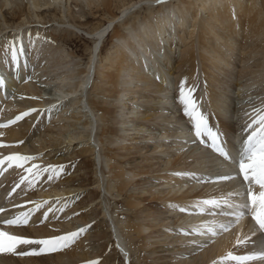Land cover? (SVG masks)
Segmentation results:
<instances>
[{
  "label": "bare ground",
  "instance_id": "bare-ground-1",
  "mask_svg": "<svg viewBox=\"0 0 264 264\" xmlns=\"http://www.w3.org/2000/svg\"><path fill=\"white\" fill-rule=\"evenodd\" d=\"M9 1H12L13 5L16 4L12 7V13H18V17L22 16L24 14L21 5L23 1L17 3L14 0H3L0 9L2 8V5L7 4ZM58 1L59 0H48L50 6L53 3H55V6H59ZM85 1L86 4H90L94 0ZM99 1L107 9L110 15L108 23L96 26L92 30L85 31L86 37L90 38L92 42L96 44L94 47L96 48L97 44L100 43V37L101 40H103L111 29V31H113L112 37L121 40L123 45L114 53L112 58H106L107 64H100L98 72H95L97 75L100 74L98 78L101 81L104 80V83H109V85L102 87L101 91H107V95L109 94V96H112L113 99L118 102L122 97H128L129 99L127 104L125 103L124 105L125 112L122 113H116L115 109L110 108L109 106H97L101 109L102 113H111L113 111V114L111 113L109 116H111L114 121L117 119L116 116L121 115V118L115 121L118 124L120 123L119 126L116 128H110V126H107L103 131V134L107 135L105 136V139L102 140L100 137L96 138L95 124H97L96 118H98V114L93 108L94 105L90 107L91 109L93 108L94 111V115L91 114L92 116L87 114V110L89 109L86 107V112L79 110L82 114L78 115H84L86 117L83 122V126L86 128L84 136L86 135L85 137L89 141V144L93 142L91 151L93 149L96 151V148L98 147L96 143L101 146V149H103V140L108 143V145H114V143L117 144L118 142L120 143V141L124 140L130 129L137 127L136 121L138 119V109L141 108V105L142 109H145L143 119H147L146 121L152 120L151 124L153 125L151 129L152 131L148 132L144 140L146 144L142 146L148 148L144 150L145 152L142 151L143 153L140 156L141 159L138 161L137 165H125V160H128V158H126V154H128L127 149L125 153H117L115 150L106 147L107 150H110V154L105 151L102 152L100 148L99 150L101 152L99 150L96 152L93 150L94 154H96L95 158L100 159L102 158V155L106 157L105 161L108 168V173H104L105 176L102 175L107 179L105 185H103L105 179L102 182V177L101 179L99 178L100 181H98L97 185L98 197H102L99 199L100 203L107 202L106 200L108 199L106 198L108 196L116 197L125 192L123 199L129 207L140 208L142 205L140 214L135 219L136 222L132 221L129 223V221H125L124 223V226L129 224L131 230L135 231V235L139 239L138 244L142 246V248L145 247L144 245H149L150 243L165 241L167 243V241L172 240V242L176 241V245H178L179 248L185 249V252H187L186 250L195 248L198 244H209L200 254L197 259L198 261H196L197 264H239L236 260L228 259V254L231 253L233 256H237L238 254L247 251V256H251L264 252V233H260L259 231L253 233L250 231V228L254 224V221L251 219V213L248 209L239 206L244 200V197L242 195H235V193H240L244 190L242 187L243 177L237 175L238 169L233 167V161L231 159L225 160L210 147L211 140L207 136L196 139L190 118L185 115L183 109L181 111V102L179 99L180 90L178 91L180 87L177 88L176 86L178 82H184L185 89H191L192 84L195 83L197 74L201 73L202 85L199 84L201 86L199 89L202 90L201 98L204 99V102H202V99H199L202 103V107L199 108V110L207 117V119L208 115L215 119H213V124L209 127L218 134L219 141L225 150L232 156H237L242 149L243 141L247 138L249 132L251 133L257 125H253V128L248 129L244 134L241 133L242 130L239 129V127L236 126L235 128V126H230V124H233L230 121L233 119V116H235V111L237 114H241L242 110L240 111L238 109L239 111L237 112V109H234V105L230 106L229 96L226 92L227 82L226 80H223L221 73L225 75L229 72L227 70L230 65L229 58L236 49L234 46L235 40L238 36H245L248 32L253 34L259 32L264 33V0H260L261 8L257 7V0H226L223 4V0H211V3L207 6L208 11L203 17H198L196 13L189 17V9L192 4L188 0L184 1V3H180L177 8H172V10H170L169 5H166L163 7L166 13L162 11L163 9H159L157 12L161 11V13L149 15L144 20L141 27L138 25H130L128 28L130 30H128L124 37L119 35V31L113 27L110 28V25L113 21L119 20L118 17L122 18L124 15H128L131 9L134 8V4L124 7L122 6L120 10L122 13L119 12V15V13L113 14L110 12L111 0ZM32 4L34 8L32 6L31 14L37 19H40L41 14L38 12H41V10L37 7L41 3L37 0H32ZM232 7H235V9L232 10V17L236 20H232L230 16L229 11ZM255 7L258 10H256ZM251 13L252 15H250ZM1 14L3 15V13ZM172 16L174 18L178 17L180 21H187L192 28L196 29L195 32L193 31L189 32V35L187 34L189 37H180L181 42H183V49L181 50L179 64H183L184 62L187 63V65L186 69L182 72V76H180V78L178 77L179 81L178 79L172 81L170 72L165 69H160L158 67L160 60L158 59L157 61V57L160 55V49L163 47L161 41L165 38L164 42H166L168 37L170 38V32L163 31L162 29H164L163 27L165 23H167L166 21H168V25L171 24ZM258 17H260V19ZM22 18H24V16H22ZM237 25L239 26V30H236L235 28ZM17 26L13 27L14 31H16V36L14 38L15 44H12L14 46L9 44L12 51H5L4 54L0 52V81L2 80V83H0V123L13 118V115L20 114L26 110L25 108H27V103H25L23 99L22 101L24 102L14 100L9 92L14 79L15 81H18V79L13 76L16 75L14 69L19 67L18 71L21 72V76H24L28 73L27 71L30 70H26L27 68H25V70L21 69L24 68V66L29 67L27 65L30 59L26 57L27 53H25L24 48H21V45H18V43L22 42V39L18 42L20 40L19 35L23 38L25 30H20V32ZM157 30L163 31L160 32L161 34L164 33L163 39H160L159 42L155 40ZM188 38L191 39L187 42ZM251 41L252 40L249 42L248 39V41L244 42L246 45L239 46L237 50L239 55L243 54V57L246 54H256V52H261L259 54H261L262 57H259L258 59L257 69H253V76H250L245 84L253 85L259 89V85L264 80V44L261 45L262 48L258 49V45H256L257 43L255 44L253 42L254 45ZM141 44L146 45L144 49L148 52L146 54L145 50L142 48L138 51L139 53H145L142 56H140L134 49H139ZM30 45H33L34 47L33 54L34 51H37L38 49L43 52L45 50V47L38 40L33 41ZM100 48L101 47H99V50ZM56 49L59 50L58 48ZM169 49L167 52L163 53L166 56L167 62H170L172 54ZM13 50L16 53L14 61L12 57ZM196 51H198L197 55L195 53ZM54 52L55 51H52V53ZM94 54L95 53L92 50L85 70H82V73L84 74L81 76L79 80L80 82L75 84L73 88H70L71 92L72 90L75 92H77V90L83 91L87 82L92 78L95 64L93 62ZM34 56L37 58L36 54H34ZM30 57L33 58V56ZM261 58L262 60H260ZM57 63H59V61ZM150 67L152 69H150ZM7 75L9 76V79ZM136 82H139V88L141 86L144 89L150 87L153 89V85H156L154 86V90L157 91L156 94L158 98L155 106L151 107L148 104H139L138 101H136L134 93L136 94L139 90ZM69 87H71V85ZM248 89L250 88L248 87ZM258 91H260V89ZM196 93L200 94V90H197ZM121 95L122 97H120ZM262 97L260 96V99ZM57 99H59L58 101L60 102L65 100L63 98ZM260 102L264 105V100L262 101L261 99ZM31 103L37 105V110H40V107H46V109L42 111L43 116H47L45 114L50 111V107L54 104V102L51 103L50 100H39ZM81 105L84 106L83 103ZM205 105L207 109H205ZM119 108L123 109L122 106H119L117 111L120 110ZM32 109H34V107ZM261 109H264V107ZM247 110H249L247 113L244 114L245 111L243 112V117L247 119L246 121L251 123L254 114L250 116L252 110ZM256 113H258V111H256ZM243 117L241 116V118ZM58 118L61 119V116H58ZM80 119L81 118L79 117L76 121L74 120V122L71 120L68 122L69 120L66 119V122L75 125L74 123L76 122L80 123ZM12 120L13 119H11V121ZM64 121L63 118L62 127L67 124L64 123ZM3 125L7 126L0 127L1 141L17 143L18 141L23 140L22 137L25 133L21 132L22 130L19 124H9L8 121ZM21 125L24 124L21 123ZM22 128L24 129L26 127ZM80 133L70 135L69 140H74L75 138L83 136V133ZM47 141L48 142H45L44 144L41 143L39 148H44L45 146L52 144V141ZM123 147L125 146H121V148ZM10 154H12L10 150L9 152L0 151V158ZM8 163L9 162L5 161L4 165L0 167V207L6 203V201H11L13 197L16 198L14 195L8 197L10 194L9 192L17 187L15 184H18L17 182L19 181V178L21 179V173H26V169L29 168H17V170L13 166L11 169L8 167ZM15 169L17 170L16 172L13 171ZM37 171L39 172V170ZM221 176H229L232 178L221 180L219 179ZM34 177V175L28 173L26 178H24L25 180L23 183H19L20 185L15 190V195L17 191L24 189ZM28 186L30 185L28 184ZM129 187L140 189L134 193L127 192ZM27 188L28 187L25 189ZM6 196L7 198L3 199V197ZM10 198L11 200H9ZM208 200H216L220 203L218 205L206 204L205 201ZM224 200H227V203H224ZM142 203H145L146 205ZM8 204L10 205V202H8ZM103 207L105 208L102 204L101 208L103 209ZM20 208L21 206L14 209L18 212ZM241 212H244L245 215L237 220V216ZM0 213L3 212L0 211ZM102 213L103 215L110 216L111 222L109 223L108 221V226L109 228L111 226L110 232L114 235L115 248L122 254L123 261L125 260L126 264H131L130 256L128 263L126 262L127 258L125 252L129 247L127 248L124 244V233L120 229V222L114 221L111 211L108 210L107 213L104 210ZM232 222H234L233 226H231ZM7 227L12 228L10 226H6V228L3 226L0 230L8 231ZM225 228H227V230H225ZM42 233L44 232L35 230V234H39L38 236ZM244 237H247V241L238 244V238ZM39 249L40 247L38 245H19L15 252H0V264H51L52 258L51 256H48V252H39ZM33 252L39 254H21ZM177 253L178 252H176V254ZM12 255H16L18 260L16 261L14 257L12 258ZM128 255L129 254H127V256ZM182 260H177L173 264H182ZM183 262H185V260H183ZM244 264H264V261L251 260V262H244Z\"/></svg>",
  "mask_w": 264,
  "mask_h": 264
},
{
  "label": "rangeland",
  "instance_id": "rangeland-1",
  "mask_svg": "<svg viewBox=\"0 0 264 264\" xmlns=\"http://www.w3.org/2000/svg\"><path fill=\"white\" fill-rule=\"evenodd\" d=\"M14 1L17 3L23 1L21 5L22 10H24V14L22 15L24 18H22V16L18 17V13H12V7L16 5H13L12 1V5L10 1V3L7 2V4L2 5V8L0 9V29L2 28L0 30V52L4 54L5 51H12L10 49V45L15 44L14 38L16 36V31H14L13 27L18 25L17 28L19 31L25 30L23 38L21 35H19L20 40L18 42H20L21 39L22 42L18 43V45H21V48H24L25 53H27L26 57L30 59L27 65L29 67L24 66V68L21 69L25 70V68H27L26 70H30L27 71L28 73L25 74L24 77L20 75L21 72L18 71L19 67L14 69L16 71V75L13 76L14 78L16 77L19 82L15 81L14 79L15 82L13 81V87L11 86L9 92L12 96V99L18 100L19 102H21L23 99L25 103H27V108H25L26 110L23 112H27L29 114L24 115L23 118L16 120L14 123V125L19 124L22 130L21 132L25 133L23 136L24 138L22 137L23 140H20L17 143L3 142L0 140V144L5 145L2 148L0 147V151L9 152L10 150L12 154L19 153L34 157L35 159L28 161L23 167L20 168L38 165L39 167L34 169V171L39 170L40 174L31 180H34L32 183H28L30 186H28V184L26 185V187H28L27 189H25L26 187L22 189L23 193L21 190L17 191L15 195V191L10 190L11 192H9L10 194L8 197L14 195L16 198L13 197L14 199H9L11 200L8 201L10 202V205L6 201V203L0 207L1 209L3 208V213H0V229L3 226L5 228L6 226H10L12 228L7 227V232L10 234L29 239H46L77 232L79 229L83 228L85 231L76 237L74 241L70 242L67 247H62L59 250L47 253L48 256H51L52 258L51 264H93V262H97V264H124L125 260L123 261L122 254L115 248L114 237L110 232L111 226L110 228L108 226L111 222L110 216L103 215L102 213L104 210L108 213L109 210L113 214L114 221L120 222L119 224H121L120 229L124 233V244L127 246V248L129 247L127 249L128 253H126L129 254L128 257L130 256L131 264H173L175 261H181L182 259L185 260V262L182 260V264H197V259L204 248L206 249L207 245L209 244H198L195 246V248L186 250L187 252H185V249L179 248L178 245H176V241L172 242V240L167 241V243L166 241L150 243L149 245H144L146 248H142V246L138 244L139 239L136 237L135 231L131 230L129 224L124 226L125 221H129V223L132 221L136 222L135 219L140 214L142 205L140 208L129 207L123 199L125 192H123L121 195H117L118 197L108 196L106 198L108 199L106 200L107 202L100 203L99 201V199L102 198L98 197L97 185L98 181H100L99 178L101 179L102 177V182L105 179L103 185H105L107 180L106 177H103L108 173V168L105 161L106 157L102 155V158L100 159L95 158V150L93 149L94 151H91L93 142L89 144V141L85 137L86 135L84 136L86 133V128L83 126V122L86 117L84 115L79 116L78 114H82L79 110L85 111L87 108L89 109L87 110V114L94 115L93 108L95 109V112L98 114V118H96L97 124H95L96 138L100 137L102 140L105 139V136L107 135L103 134V131L107 128V126H110V128H116L119 126L120 123L118 124L115 121L121 118V115L116 116L117 119L114 121V119L109 116V114H113V111L111 113H102L101 109L97 106H109L110 108L115 109L116 113H122L125 112L124 105L125 103L127 104L129 99L128 97L123 98L121 95L120 97H122V99L120 101L122 102H118L114 100L112 96H109V94L107 95V91H101V88L109 85V83H104V80L101 81L98 78L100 74L97 75L96 73L98 72L99 65L107 64L106 58H112L114 53L120 49V46L123 45L121 40H117L116 37H112L113 31L110 29L103 40H101L100 37V43L97 44L98 48H94L96 44H94L90 38H87L85 34V31L92 30L96 26L108 23L110 15L107 9L99 0H94L90 4H86L85 0H59V6H55V3L51 4L50 6L48 0H37L39 3H41L37 7L41 10V12H38L41 14V18L37 19L31 14V9L33 6L32 0ZM184 1L187 0H163V2L160 3H157V0H111L109 10L113 14H118L122 6L124 7L134 4V8L131 9L128 15H124V17L126 16L125 18L122 17V19L121 17H118L119 20L113 21L110 25V28L113 27L119 31V35L124 37L128 30H130L128 29L130 25H138L141 27V25L144 23V20L149 15L161 13V11H157L159 9L162 10L166 5H169L170 10H172V8L175 9L180 5V3H184ZM188 1H190L192 4L189 9V17H191V15L194 13H196L198 17H203L208 11V4L211 3V0ZM2 2L3 0H0V5ZM225 2L226 0H223L222 4ZM256 3L258 5L257 7L261 8V1L257 0ZM233 9H235V7H232V9L229 11L230 16L232 20H236L232 17ZM255 9L258 10L256 7ZM162 11L166 13L164 9ZM1 13H3V15ZM120 13H122V11ZM250 15H252V13ZM258 18L260 19V17ZM166 22L167 23H165L163 27L164 29L162 30L170 32V38L168 37L167 41L164 42V33H160L163 31L157 30L155 34V40L158 42L160 39H163V41H161L163 47L160 49V55L157 57V61L158 59L160 60L158 67L160 69H165L166 71L168 70L170 72L172 81L176 79L179 81V78L182 76V72L186 69L187 65V63L184 62L183 64L181 63L182 66L179 64L181 50L183 49V42H181L180 37H189L188 33L193 31L195 32L196 29L192 28V26H190L187 21H180L178 17L174 18L172 16V21L169 25L168 21ZM235 28L236 30H239L238 25ZM259 33L253 34L248 32L247 35H243L244 37L238 36V38H236L234 46L236 49L229 58L230 65L227 69L229 74L227 73L224 75L221 73V77H223V80H226L227 82L226 92L229 96L228 98L230 106L234 105V109H237V112L242 110L241 114H237L235 111V116H233V119L230 121L233 124H229L232 127L235 126V128L236 126L239 127V129L242 130L241 133L243 134L246 132L245 129L249 124V122L246 121L247 119L243 117V112L245 109L248 107L247 109H250V111L252 110L250 116L254 114V117L256 118V116L261 113H256L257 110L255 109L260 110L262 107H264L262 102H260L261 99L262 101L264 100V80L259 85L260 91H258L259 89L253 85H245L249 80V77L253 76V69H257L258 59L259 57H262V55L259 54L261 52H256V54H246L243 57V54L239 55L237 48L239 46L246 45L244 42L248 41V39L249 42L252 40V43H257L256 45H258V49L262 48L261 45L264 44V33ZM191 38H188L187 42ZM37 40L42 43V45L45 47V50L44 52L40 51L39 49L34 51V54L37 55V58H35L33 54L34 47L30 44ZM145 46L146 45L141 44L139 49H134L136 52H138L142 48L144 49ZM99 47H101L100 50ZM168 49L172 52L170 62H167L166 56L163 54L167 52ZM92 50L95 53L93 61L95 63L94 73L92 74V78H90V81L87 82L88 85H85V89H83V91L77 90V92H75L72 90L71 92L70 88H73L75 84L80 82L79 80L84 74L82 73V70H85ZM52 51L55 52L52 53ZM145 52L146 54L148 53L147 50H145ZM195 53L197 55L198 51ZM138 54L142 56L145 53L143 54L142 52H138ZM30 56H33V58ZM260 60H262V58ZM58 61L59 63H57ZM150 69L152 68L150 67ZM198 71L200 72L199 69ZM200 74L201 73L197 74L195 83H193L195 86L192 84L191 87L192 98L197 102L198 107L200 106L199 108L202 107V103L199 101V99H202V102H204V99L201 98L202 90L199 89V87H201L199 84L202 85V75ZM181 83L178 82L176 84L177 88L180 87ZM136 84H138L137 87L139 89L136 94L134 93V96H136V101H138L139 104H148L151 107L155 106L158 98L156 94L157 91L154 90V86L156 85H153V89L151 87L144 89L141 86L139 88V82H136ZM183 84L185 83L183 82ZM70 85L71 87H69ZM248 87L250 89H248ZM179 90L180 89H178V91ZM197 90H200V94L196 93ZM260 96L263 97L260 99ZM57 98H63L65 100L60 102ZM39 100H50L51 103L54 102V104L50 107V111L45 114L47 116H43L42 112L46 109V107H40V110H37V105L31 103L35 101L37 102ZM82 103L84 106L81 105ZM93 105L94 107L91 109L90 107ZM119 106L124 108H119L120 110L117 111ZM180 106L182 111L184 106L181 103ZM33 107L37 111H30ZM205 109H207V107ZM247 109L244 114L249 111ZM138 110V119L136 121L137 127L130 129L123 141H120V143L118 142L117 144L114 143V145H108V143L104 142L103 140V149H101V146L96 143L98 146L96 151H98L100 148L102 152L105 151L106 153L110 154V150H107L106 147L115 150L117 153H125L128 150V154H126L127 157L125 156L128 158V160H125V165H137L138 161L141 159V154L145 152L144 150H146V148H148L142 146L146 144L144 141L146 135L148 132L152 131L151 129L153 127L151 124L152 120H148V122L146 121L147 119H143L145 109H142V105ZM23 112L15 115L21 116ZM15 115H13V118L11 119L15 120L17 117ZM58 116H61V119L58 118ZM241 116L243 118H241ZM79 117L81 118L80 123L76 122L74 123L75 125L68 123L70 120L73 122L74 120L76 121ZM254 117L253 119H255ZM63 118L65 120L64 123L67 124L62 127ZM11 119L0 123V125L11 121ZM66 119L69 121L66 122ZM213 119V117L208 115L207 120L209 126L213 124V121L215 120ZM21 123L24 125H21ZM22 127L26 128L23 129ZM80 132L83 133V136L80 138H75L74 140H69L70 135ZM196 139L198 138L196 137ZM47 140L52 141V144L47 145L44 148H39L40 144L48 142ZM121 146H125L126 148H121ZM49 166H56L57 172L59 174L51 170L43 171V169H47ZM15 168L17 169V167ZM61 168L62 170H60ZM16 169L13 171L16 172L19 168L17 170ZM21 174V178H26L28 172H22ZM50 176L51 179L49 178ZM17 183L18 184H15L16 186L22 184L20 178ZM16 189L17 187L15 190ZM129 189L127 192L134 193L139 191L138 189L140 188L129 187ZM19 197L21 198L18 199ZM4 198H7V196L3 197V199ZM102 204L105 206V208L103 207L104 210L101 208ZM36 205L41 206L37 208ZM19 206H21V208L18 212H16L14 208H18ZM21 213H28V222L26 224L7 225L4 223V221L15 218ZM233 225L234 222H232L231 226ZM35 230L41 232L43 231L44 233L38 236L39 234H35ZM77 249L79 253L77 252ZM176 252L178 253L176 254ZM244 252H242L243 254L240 253L237 256H247V251ZM13 257L16 261L18 260L16 255H12V258ZM245 262H251V260Z\"/></svg>",
  "mask_w": 264,
  "mask_h": 264
},
{
  "label": "snow or ice",
  "instance_id": "snow-or-ice-1",
  "mask_svg": "<svg viewBox=\"0 0 264 264\" xmlns=\"http://www.w3.org/2000/svg\"><path fill=\"white\" fill-rule=\"evenodd\" d=\"M163 2V0H157V3ZM13 61L16 58V53L13 50L12 52ZM2 83V81H0ZM179 99L181 104L184 106L183 110L185 115H187L193 126L195 136L201 138L207 136L211 140L210 147L225 160L231 159L233 161V167L238 169L237 175L243 177L244 190L240 193H235V195H242L244 200L239 205L244 209H248L251 213V219L254 221V224L250 228L251 232L259 231L264 233V109L257 110L259 114L255 119L247 125L248 129H252L253 125H257L253 131L247 136L243 141V146L241 151L237 156H232L219 141V136L214 132L208 125L207 117L204 116L196 103L192 98L191 89H185L183 82L180 85ZM30 111H36L32 109ZM29 113H23L21 116H17L15 120L9 121V124L15 123L16 120L23 118L24 115ZM7 125H0V127H6ZM204 142V141H202ZM5 145L0 144V147ZM35 159L31 156L22 155L19 153H13L3 158H0V167H2L5 161L9 162L8 167L13 166L20 168L23 167L25 163L30 160ZM38 165H32L27 168L26 171L34 176H38L40 173L34 171L37 169ZM53 171L57 172L56 166H49L43 171ZM62 170V168L60 169ZM57 174H59L57 172ZM51 179V176L49 177ZM229 176H221L219 179L227 180L231 179ZM24 178H21V183H23ZM32 181L30 180L29 183ZM19 187V185H17ZM258 188V190H257ZM15 191V189H13ZM227 203V200L223 201ZM206 204L218 205L220 202L216 200L205 201ZM41 205H36L39 208ZM0 211H3L0 209ZM245 213L241 212L237 216V220L240 217L244 216ZM28 222V213H21L15 218L8 219L4 221L7 225H18L26 224ZM227 230V228H225ZM85 229L81 228L77 232H72L63 236L46 238V239H29L21 236L10 234L7 231L0 230V252H15L19 245H38L42 246L39 249V252H51L59 250L62 247H67L68 244L76 237H78ZM247 237L238 238L237 243H245ZM24 255L39 254L36 252L33 253H21ZM228 259L236 260L239 264H244L245 261L249 260H262L264 261V252H260L257 255L251 256H233L231 253L228 254ZM97 264V262H93Z\"/></svg>",
  "mask_w": 264,
  "mask_h": 264
},
{
  "label": "water",
  "instance_id": "water-1",
  "mask_svg": "<svg viewBox=\"0 0 264 264\" xmlns=\"http://www.w3.org/2000/svg\"><path fill=\"white\" fill-rule=\"evenodd\" d=\"M97 48H98V45H97ZM2 81V80H1Z\"/></svg>",
  "mask_w": 264,
  "mask_h": 264
}]
</instances>
